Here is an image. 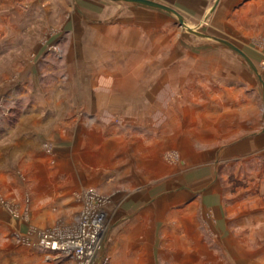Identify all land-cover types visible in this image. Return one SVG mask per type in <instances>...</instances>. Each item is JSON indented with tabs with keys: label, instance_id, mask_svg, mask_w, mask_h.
Listing matches in <instances>:
<instances>
[{
	"label": "rangeland",
	"instance_id": "374dc122",
	"mask_svg": "<svg viewBox=\"0 0 264 264\" xmlns=\"http://www.w3.org/2000/svg\"><path fill=\"white\" fill-rule=\"evenodd\" d=\"M152 1L264 82V0ZM84 216L88 264H264V86L164 11L0 0V221L38 241Z\"/></svg>",
	"mask_w": 264,
	"mask_h": 264
},
{
	"label": "crops",
	"instance_id": "0c3cea01",
	"mask_svg": "<svg viewBox=\"0 0 264 264\" xmlns=\"http://www.w3.org/2000/svg\"><path fill=\"white\" fill-rule=\"evenodd\" d=\"M246 146L247 144H243L241 148ZM12 153H15V150ZM209 198L210 195L207 194L202 197V210L206 213H208V210L212 211L216 226L219 231H222L226 223L222 216L221 207L214 201V203H210ZM25 230L22 225L18 226L11 222L8 224V222L0 221V239H6L7 242L0 247V264H46L47 262V264H56L49 262V252L37 247V239H26L23 236L24 234L20 235L21 232L25 233Z\"/></svg>",
	"mask_w": 264,
	"mask_h": 264
},
{
	"label": "built area",
	"instance_id": "2783aa9c",
	"mask_svg": "<svg viewBox=\"0 0 264 264\" xmlns=\"http://www.w3.org/2000/svg\"><path fill=\"white\" fill-rule=\"evenodd\" d=\"M98 217L100 216L98 215ZM91 221V218H86L84 216L79 225L81 227V232L72 238L60 239L47 233H43L38 239L37 247L49 252L50 255H54L56 261L67 259V261L69 260L72 263V261L75 262L78 260L82 261L84 264H88L92 258V251H90L91 247L88 248L85 247V245L87 246L88 244H91V246H93V242H88L89 239L86 242L85 238L89 237L86 235V229L91 226ZM102 223V220L97 218L94 224L97 225Z\"/></svg>",
	"mask_w": 264,
	"mask_h": 264
},
{
	"label": "water",
	"instance_id": "95a60500",
	"mask_svg": "<svg viewBox=\"0 0 264 264\" xmlns=\"http://www.w3.org/2000/svg\"><path fill=\"white\" fill-rule=\"evenodd\" d=\"M109 1H112V2H124V3H131V4L142 5V6H148V7L160 10V11H164V12L176 17L178 19L180 25L182 27L186 28L188 30V32H190L191 34L196 35L198 37H201L203 39L213 40V41H215V42H217V43L229 48L230 50H232L233 52H235L236 54L241 56L250 65V67L256 73V75L258 76L260 82L264 86V82H263V80H262V78H261L256 66L254 65L252 60L246 55V53H244V51H242L240 48H238L237 46H235L234 44H232L231 42H229L227 40H224V39H221V38H217V37H212V36H209V35H204V34H201V33H197L194 30L188 28L186 23H185L184 17L178 11H176L175 9H173L171 7H168L166 5H163L161 3L152 1V0H109ZM218 3H219V0H217L213 10L216 9Z\"/></svg>",
	"mask_w": 264,
	"mask_h": 264
}]
</instances>
